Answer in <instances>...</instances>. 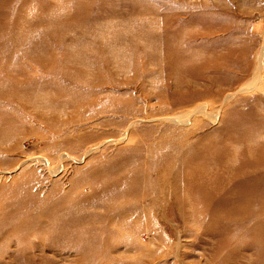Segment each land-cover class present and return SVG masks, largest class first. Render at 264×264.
<instances>
[{
    "label": "rangeland",
    "instance_id": "374dc122",
    "mask_svg": "<svg viewBox=\"0 0 264 264\" xmlns=\"http://www.w3.org/2000/svg\"><path fill=\"white\" fill-rule=\"evenodd\" d=\"M0 264H264V0H0Z\"/></svg>",
    "mask_w": 264,
    "mask_h": 264
}]
</instances>
